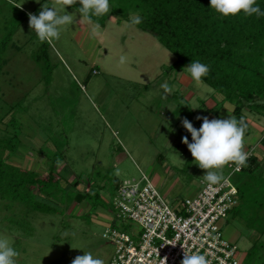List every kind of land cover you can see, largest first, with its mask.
Returning <instances> with one entry per match:
<instances>
[{
	"label": "rangeland",
	"instance_id": "1",
	"mask_svg": "<svg viewBox=\"0 0 264 264\" xmlns=\"http://www.w3.org/2000/svg\"><path fill=\"white\" fill-rule=\"evenodd\" d=\"M41 5L74 17L52 43L40 42L28 25V13L38 15ZM115 5L102 26L62 0H0V42L9 39L0 50V118L8 113L0 134L13 116L19 138L18 155L8 161L42 176L56 166L46 187L49 211H28L0 195V238L20 253L17 264H71L83 252L107 264L114 246L102 234L107 226L123 227L113 204L117 184L144 173L171 205L192 196L205 181L204 170L181 142L184 136L191 142L181 119L198 129L197 116L231 115L233 105L216 102L214 90L195 82L186 67L166 70L175 56ZM41 50L45 57L37 60ZM165 82L174 86L171 93L161 87ZM243 113L244 150L264 157V114ZM228 171L225 166L223 175ZM242 177L236 172L232 180L240 184ZM241 206L221 222L222 234L237 245L242 264H264V210L255 202Z\"/></svg>",
	"mask_w": 264,
	"mask_h": 264
},
{
	"label": "trees",
	"instance_id": "2",
	"mask_svg": "<svg viewBox=\"0 0 264 264\" xmlns=\"http://www.w3.org/2000/svg\"><path fill=\"white\" fill-rule=\"evenodd\" d=\"M109 4L123 8L126 11L123 18L128 22L130 12L139 13L142 23L134 26L150 33L175 56L166 70L187 67L196 60L208 65L210 71L202 77L203 83L219 93L223 102L233 105L229 117L243 118L247 130L248 122L243 111L264 114V16H245L241 12L224 17L209 7V0H109ZM257 4L264 11V0H257ZM73 7L80 12L79 3ZM91 19L100 20L103 26L106 14ZM7 42L9 39L1 40L0 50ZM44 52L41 50L36 59L45 57L42 56ZM6 115L7 112L0 120ZM7 120V127L0 134V195L10 201L24 203L28 211H49L46 187H50L56 166H49L47 175L42 176L37 171L22 170L9 162V158L18 155L19 138L13 125L16 123L14 117ZM197 122L202 123L201 120ZM261 144L264 146V136ZM238 173L243 175V181L234 183L238 189L237 205L255 202L256 208L264 210V157L259 158L252 153L248 156L247 165ZM243 198L244 203H241ZM244 208L247 211L251 209ZM248 214L254 222L249 223L250 226H255L256 212L251 210ZM261 222L264 225V217ZM260 234L264 235V226ZM253 247L254 244L250 249Z\"/></svg>",
	"mask_w": 264,
	"mask_h": 264
},
{
	"label": "built area",
	"instance_id": "3",
	"mask_svg": "<svg viewBox=\"0 0 264 264\" xmlns=\"http://www.w3.org/2000/svg\"><path fill=\"white\" fill-rule=\"evenodd\" d=\"M246 152L249 156L253 150ZM226 166V181L212 185L202 180L195 194L174 205L144 173L118 183L113 204L123 227L107 226L102 234L114 246L107 264H165L164 258L166 264H180L184 252L205 255L210 264H242L237 245L221 230L238 204L232 176L241 170L234 163Z\"/></svg>",
	"mask_w": 264,
	"mask_h": 264
},
{
	"label": "clouds",
	"instance_id": "4",
	"mask_svg": "<svg viewBox=\"0 0 264 264\" xmlns=\"http://www.w3.org/2000/svg\"><path fill=\"white\" fill-rule=\"evenodd\" d=\"M77 3L80 5V12L89 23H93L91 19L93 16L99 17L110 12L109 0H62L65 8ZM209 7L224 17L236 16L241 12L245 16L255 15L257 18L264 16V11L257 4V0H209ZM74 22L72 14L66 11L61 14L58 9L47 5H41L38 15L28 13L29 28L35 31L38 40L42 43L58 40L63 26ZM130 22L132 25H139L142 23V17L139 13H131ZM99 27L98 23L95 24V29ZM124 59L125 57L122 56L121 61L123 62ZM185 71L195 82L202 83V77L208 75L210 68L196 60L191 61ZM161 87L165 93L174 90V86H170L167 82L161 84ZM195 119L202 121L198 129L187 118L181 119L182 127L191 136V142L187 136L182 137L181 142L187 146L198 167L204 170L203 179L212 185L220 184L226 181L223 175V168L226 165L234 163L237 168L247 165L248 153L244 150L247 125L243 118L237 120L234 116L213 119L197 116ZM19 255L20 253L7 238H0V264H17L16 258ZM166 259L164 258L165 264ZM71 264H105V262L94 257L91 252H83V255L73 258ZM180 264H210V261L205 255L184 252Z\"/></svg>",
	"mask_w": 264,
	"mask_h": 264
},
{
	"label": "crops",
	"instance_id": "5",
	"mask_svg": "<svg viewBox=\"0 0 264 264\" xmlns=\"http://www.w3.org/2000/svg\"><path fill=\"white\" fill-rule=\"evenodd\" d=\"M215 92V91H214ZM213 94H215V99L217 100L216 102H220V104H224V102L222 101V96L219 94V93H217V92H215V93H213ZM213 97V96H212ZM210 102H212V103H210ZM215 101L213 102V100H210V101H208L207 102V106H209V108H214L216 105H215V103H216ZM209 103H210V105H209ZM203 105H204V102L202 103ZM227 104V103H226ZM206 106V107H207ZM229 109V108H228ZM208 110V115H210L211 113H210V109H207ZM232 110V109H231ZM230 110V111H231ZM210 113V114H209ZM216 113L217 112H215V116H216ZM260 144H261V140H260ZM262 148L264 149V146H262ZM253 153L255 154V155H257L259 158H262L263 156L262 155H260V154H257L255 151H253ZM261 156V157H260Z\"/></svg>",
	"mask_w": 264,
	"mask_h": 264
}]
</instances>
